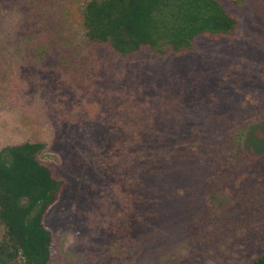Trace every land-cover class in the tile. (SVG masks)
I'll return each mask as SVG.
<instances>
[{"label":"rangeland","instance_id":"374dc122","mask_svg":"<svg viewBox=\"0 0 264 264\" xmlns=\"http://www.w3.org/2000/svg\"><path fill=\"white\" fill-rule=\"evenodd\" d=\"M88 1L0 0V151L43 143L65 181L49 264H251L264 154L236 136L264 120V0H220L234 36L127 58L89 42Z\"/></svg>","mask_w":264,"mask_h":264},{"label":"trees","instance_id":"16d2710c","mask_svg":"<svg viewBox=\"0 0 264 264\" xmlns=\"http://www.w3.org/2000/svg\"><path fill=\"white\" fill-rule=\"evenodd\" d=\"M86 37L122 57L144 48L165 57L194 49L202 37L234 36L239 19L220 0H90L83 11ZM239 152L264 154V120L236 136ZM43 143L0 151V264H49L52 232L44 221L60 200L65 181L40 161ZM251 264H264V254Z\"/></svg>","mask_w":264,"mask_h":264}]
</instances>
